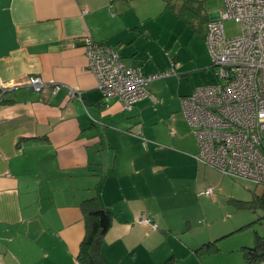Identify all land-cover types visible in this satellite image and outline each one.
Instances as JSON below:
<instances>
[{"label": "crops", "instance_id": "crops-1", "mask_svg": "<svg viewBox=\"0 0 264 264\" xmlns=\"http://www.w3.org/2000/svg\"><path fill=\"white\" fill-rule=\"evenodd\" d=\"M182 25L192 30L163 0H0V264H78L81 204L92 198L114 214L102 245L109 264H205L210 254L198 250L220 240L198 211L188 215L186 186L201 173L182 101L198 88L183 75L209 66L210 53L195 31L198 40L186 33L171 47ZM86 37L145 77L172 61L176 74L151 81V97L131 110L104 103L87 71ZM33 76L47 84L41 92ZM243 248L231 252L239 264Z\"/></svg>", "mask_w": 264, "mask_h": 264}, {"label": "built area", "instance_id": "built-area-1", "mask_svg": "<svg viewBox=\"0 0 264 264\" xmlns=\"http://www.w3.org/2000/svg\"><path fill=\"white\" fill-rule=\"evenodd\" d=\"M228 20L240 24V36H226ZM205 41L218 81L196 88L182 101L198 140L196 160L233 180L264 186V0H224V9L207 25ZM82 48L103 102L117 99L127 110L151 97V81L176 74L172 61L168 72L145 77L139 67L125 65L115 48L92 37L82 40ZM29 85L36 92L47 87L35 76ZM61 88L53 85V92ZM4 90L0 83V99ZM68 90L71 98L82 100V93ZM141 221L150 223L145 216Z\"/></svg>", "mask_w": 264, "mask_h": 264}, {"label": "rangeland", "instance_id": "rangeland-1", "mask_svg": "<svg viewBox=\"0 0 264 264\" xmlns=\"http://www.w3.org/2000/svg\"><path fill=\"white\" fill-rule=\"evenodd\" d=\"M200 2L203 6L202 14L204 16L206 12L210 15L213 12L224 9V0H200ZM206 5L207 11L205 12ZM224 25L228 38H236L241 35V26L235 20H228ZM192 31L194 32L193 29L190 30L183 25L178 26L176 33H171L169 36V38L171 37V47H173L175 43L179 45L185 42L186 33L188 35L191 34V37L194 38L195 35ZM164 35H167V32H164ZM195 40H198V38L195 37ZM183 51L185 52L184 48ZM200 53L201 50L197 49L193 55L195 58H198ZM209 61L210 65L206 67H209L207 71L205 68L195 73H188L187 76L183 75V78L190 81L192 79L191 77L194 75L195 80H197V87L216 83L218 79L212 67L211 57ZM199 166L200 176L197 179L194 178L190 186H186V188L188 187L187 189L194 190L192 195H187L189 197L188 202L194 203L193 208L188 209V215L193 216L198 211L202 217V224L207 221L204 226L211 227L213 231L212 236L215 240H220L216 243L219 245V251L212 252L210 256L205 257L204 262L205 264H239L236 261L237 256L231 253L233 247H253L257 236L264 237V209L257 208L252 210L239 208L235 200L246 202L253 199L254 193L257 196H263L264 186H256L246 181H236L223 176L213 168ZM208 188L214 190L213 195H202ZM195 202H198V204H195ZM196 231L198 230L195 229V232ZM221 234H223V236ZM237 254L238 252L236 255ZM238 255H240L241 259L244 258V253L240 252Z\"/></svg>", "mask_w": 264, "mask_h": 264}, {"label": "trees", "instance_id": "trees-1", "mask_svg": "<svg viewBox=\"0 0 264 264\" xmlns=\"http://www.w3.org/2000/svg\"><path fill=\"white\" fill-rule=\"evenodd\" d=\"M166 8L176 10L177 14L190 26L196 33L206 35L209 15L202 14L203 6L200 0H163ZM205 33V34H204ZM254 197L250 201H236L239 208L264 209V195ZM81 211L86 225V234L80 245V252L77 257L78 264H109L103 254L102 245L105 235L111 229L114 214L110 209L103 207L97 198L85 200L81 204ZM201 256L219 251L216 243L207 244L198 250ZM247 264H261L264 262V237L257 236L253 247L242 249Z\"/></svg>", "mask_w": 264, "mask_h": 264}]
</instances>
